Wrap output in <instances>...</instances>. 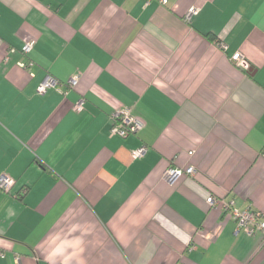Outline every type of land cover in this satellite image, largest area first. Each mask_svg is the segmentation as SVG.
<instances>
[{
    "label": "crops",
    "instance_id": "1",
    "mask_svg": "<svg viewBox=\"0 0 264 264\" xmlns=\"http://www.w3.org/2000/svg\"><path fill=\"white\" fill-rule=\"evenodd\" d=\"M166 1L0 0V264H264V0Z\"/></svg>",
    "mask_w": 264,
    "mask_h": 264
},
{
    "label": "built area",
    "instance_id": "2",
    "mask_svg": "<svg viewBox=\"0 0 264 264\" xmlns=\"http://www.w3.org/2000/svg\"><path fill=\"white\" fill-rule=\"evenodd\" d=\"M162 4H166V0H161ZM196 13L195 9H191L186 15L185 20L190 21L193 14ZM221 48L225 50V46L221 45ZM32 50V44L27 43L22 47V53L24 55L28 54ZM12 52V51H11ZM231 61L234 62L238 67L242 69H247L248 65L240 53H235L231 57ZM20 67L24 68L25 64L21 63ZM79 80V76H73L67 83L70 89L76 87ZM61 87L60 83L51 77H46L38 87V94H44L46 91L51 89H59ZM63 94H67L66 91ZM75 110L82 109V102H78L75 105ZM112 124L110 128V133L114 136L120 137L122 139L135 135L139 132L143 123L140 121L129 108H124L117 111L111 118ZM146 153V147L142 146L132 153V156L136 159L141 158ZM195 169L193 167H188L186 169L168 168L164 174L163 178L166 182L171 183L177 178L186 175L193 176ZM13 181L6 177H0V190L3 192H8L13 186ZM206 203L210 207H218L225 215L230 219L234 220L236 224L237 233L242 232L247 237H255L259 235L264 242V211L263 212H251L243 211L240 212L236 210L233 206V202L218 201L212 197L206 199Z\"/></svg>",
    "mask_w": 264,
    "mask_h": 264
}]
</instances>
